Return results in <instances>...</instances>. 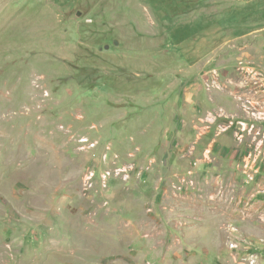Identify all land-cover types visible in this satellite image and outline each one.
Listing matches in <instances>:
<instances>
[{"label": "rangeland", "instance_id": "obj_1", "mask_svg": "<svg viewBox=\"0 0 264 264\" xmlns=\"http://www.w3.org/2000/svg\"><path fill=\"white\" fill-rule=\"evenodd\" d=\"M170 1L0 0V264H264V0Z\"/></svg>", "mask_w": 264, "mask_h": 264}, {"label": "crops", "instance_id": "obj_2", "mask_svg": "<svg viewBox=\"0 0 264 264\" xmlns=\"http://www.w3.org/2000/svg\"><path fill=\"white\" fill-rule=\"evenodd\" d=\"M180 103V109H181V114L183 116H189L191 113H193L194 111H199V112H204L207 111L208 109L211 108H219V107H223L225 108L227 111H235V106L231 103V100L224 97V96H218V95H202L199 93H191V94H187L185 95ZM232 113V112H231ZM221 150V154L222 156H224L223 158H226V162L228 165L231 164L230 161V157L232 154V150H233V141L232 138L230 136H225L222 138L221 143L218 146ZM218 219V217H217ZM223 219L225 221L228 222H233L235 223L237 226H242L243 222L241 221V219L236 216L234 210H232V208L229 210L227 209L225 216L223 217Z\"/></svg>", "mask_w": 264, "mask_h": 264}, {"label": "trees", "instance_id": "obj_3", "mask_svg": "<svg viewBox=\"0 0 264 264\" xmlns=\"http://www.w3.org/2000/svg\"><path fill=\"white\" fill-rule=\"evenodd\" d=\"M178 2V3H177ZM177 2H173L172 0L170 1V6H173L171 8H174V7H180L181 4V1H178ZM237 11H239V9L237 8H233L232 10H230L231 14L229 17H227L228 20H234V19H237L239 18L238 17V13ZM166 17L170 18V16H167ZM200 18V19H199ZM197 18V20L194 22V24L192 26H183V27H179V26H175V34L173 33L172 34V38L175 39L176 41L178 40V42H185V41H188L189 39H191L192 37H194L196 34H198L200 31H201V28L204 27L205 24H209V22L205 21L204 19H202V16ZM200 20V22H199ZM205 23V24H204ZM218 24H221L223 23L222 20L218 21L217 22ZM248 30H244L242 29L240 32H237L236 36H241V35H244L247 33ZM192 61H190L191 63L195 62L196 59L193 58L191 59Z\"/></svg>", "mask_w": 264, "mask_h": 264}, {"label": "built area", "instance_id": "obj_4", "mask_svg": "<svg viewBox=\"0 0 264 264\" xmlns=\"http://www.w3.org/2000/svg\"><path fill=\"white\" fill-rule=\"evenodd\" d=\"M215 82H216V80H215V81L212 80V81L210 82V81H209V78L206 79V83H207V85H212V84L215 83ZM251 104L253 105L254 103H251ZM255 105H256V104H254V107H255ZM261 114H263V113H261ZM210 121H213V117H211V115L208 116L206 122H209V123H210ZM207 125L209 126V124H207ZM218 130H219L220 132H224V131L227 130V126H226L225 124H220V125H218ZM79 142H80L81 145L84 144L85 146L87 145L88 147H93V144H86V143H87L86 139H81ZM261 143H262V142L256 141V142L254 143V147H255L256 149H258V148L261 146ZM254 161H255V159H254ZM253 166H254V165H252L251 167H249V170L253 171ZM126 169H127V168H126ZM126 169H125V168H124L123 170L119 169V170H118V173L125 172ZM86 173H87V174L85 175L84 182H85L86 184H89V182H90L91 180H93L95 174H94V172H92L91 170L87 171ZM110 174H111V172H110L109 170H105V171H103V172L100 173V175H99V177H98V180L100 181V183H101V185H102L103 187L106 186V181H107V179L110 177ZM249 176H252V175H249ZM250 178H252V177H250ZM263 192H264V190H263Z\"/></svg>", "mask_w": 264, "mask_h": 264}]
</instances>
